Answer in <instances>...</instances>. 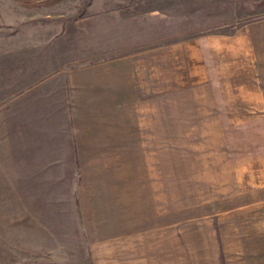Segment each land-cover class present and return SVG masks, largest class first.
<instances>
[{"label": "crops", "instance_id": "0c3cea01", "mask_svg": "<svg viewBox=\"0 0 264 264\" xmlns=\"http://www.w3.org/2000/svg\"><path fill=\"white\" fill-rule=\"evenodd\" d=\"M224 1L225 6L231 2ZM166 4L173 7L146 9L118 0H0V110L3 106L17 109L8 115L18 117L20 105L15 101L33 95L30 101L45 102L44 108L51 111L47 116L92 117L93 140L102 144H82L77 136L71 139L75 144L66 148L74 151L71 157L77 164L126 166L120 181L128 182L147 177L133 173L134 164H164V156L146 154L148 149L165 147L164 103L171 97L173 133H188L194 138L174 142L186 152L183 158L173 156V179L179 184L224 182L222 195H212L219 198L210 208L214 207L211 216L262 208L264 1L257 4L258 16L248 20L246 10L226 7L225 15L219 16L223 23L218 26L226 31L187 34L180 33L179 22H206L187 24L184 29L209 27L207 22L213 19L210 10H199L195 0L182 1L180 8L176 5L181 2ZM150 100L156 104V129L162 140L157 136L155 141H134L132 108ZM123 116L129 137L117 144V118ZM4 131L10 132L6 125ZM206 133L216 134L215 146L203 139ZM228 134L237 135L231 139ZM241 134L244 141L239 140ZM122 146L140 149L145 156L142 160L118 157L117 149ZM85 147L106 148L114 156L108 160L86 158L78 151ZM212 147L217 157L208 169L201 150ZM3 151L0 157L14 156L9 142ZM9 163L10 172L15 173L16 161ZM26 178L12 176L7 180ZM206 186L199 187L201 192L196 190L202 199L209 194L203 193ZM119 190V197L129 196L126 188ZM26 196L18 193L13 197L21 203ZM165 205L163 201L162 208ZM17 207L16 212L34 211L22 210L20 204ZM127 226L116 225L121 230L114 235L87 238L88 264H224L217 225L212 220L190 215L187 220ZM43 259V264H64L68 254L52 251Z\"/></svg>", "mask_w": 264, "mask_h": 264}, {"label": "rangeland", "instance_id": "374dc122", "mask_svg": "<svg viewBox=\"0 0 264 264\" xmlns=\"http://www.w3.org/2000/svg\"><path fill=\"white\" fill-rule=\"evenodd\" d=\"M118 1L138 3L146 9L168 8L170 10L173 6L166 3L181 2V5H176V8H180L182 1L187 0ZM195 1L199 10L202 11L203 8L210 10L213 19L207 22L210 23L209 27L193 30L183 27L187 24L189 26L205 25L206 22L183 20L179 22L181 23L179 31L182 34L226 31L228 29L218 28L223 23L219 16L225 15L226 7L237 6L242 11L246 10L244 17L248 20L258 16L257 4L260 3L261 6L264 0H230L234 4L229 2L228 6H225L224 0ZM30 96L33 95H25L21 97V100L15 101V104L20 105L18 117L8 115L17 109L8 110L2 105L3 108L0 110L1 115L5 113L8 115L7 117L0 115V151L4 155L3 149L7 142L14 150L13 159L0 157V177H6L5 180H0V196L4 194L9 196V198H0V210L4 209L0 211V264H43L45 263L43 255L52 251L68 254L64 264H88L87 238L114 235L117 230H121L115 228L116 225L123 226L122 228H127V224L149 226L156 222L173 219L187 220L190 215L204 217L216 223L224 264H264V207L252 211L230 212L218 217L211 216L214 215L212 212L214 207L210 208L219 198L217 196L214 199L212 195H222L221 192L224 189L220 190V186L223 183L224 187V182L211 180L179 184L173 179V156L183 158L186 152L184 149L180 150L174 142L194 138L188 133L181 135L173 133L174 111L171 97H166L164 103L165 147L163 150L162 148L148 149L146 154V156L154 157L164 156V164L162 166L134 164L133 173H143L147 176V180L140 176V180L124 182L120 181V177L125 175L126 172L122 168L126 166L107 163L77 164L71 157L74 151L71 152L66 148L70 143L75 144V141L72 142L71 139L77 136L82 144L97 146L102 144L99 139L93 140L96 133L94 134L92 117L71 119L68 116L59 115L54 118L47 116L51 111L44 108L45 102L40 104L37 101L32 100V102ZM132 113L134 129L131 138L134 141H155L157 136H159L158 140H162L156 129L155 101L138 103L137 106H133ZM117 120V144H122L121 142L129 137V134L125 132L128 126L124 123V116L118 117ZM4 121L10 132L4 131ZM140 127L143 131L138 129ZM194 135L196 134L192 136ZM202 135L203 139L211 141L215 146V141L218 140L216 134ZM232 135L237 134H228L229 138L232 139ZM244 135L247 137V134ZM242 137L243 134L239 136V140L244 141ZM215 150L213 147L201 150V155L204 153L207 158L208 169L211 167L212 158L217 157ZM78 151L83 157L89 156L98 160L114 156L112 150L106 148L85 147ZM195 151L198 153V150H193ZM69 152L70 154H67ZM142 152L140 149H125L122 146L117 149V156H133L134 159L138 157L142 160V155L145 156L141 154ZM10 160L16 161L17 165L13 167L15 173L10 172L12 168ZM29 160L35 163L29 164ZM85 160L87 159H81V161ZM12 176L27 178L15 182L7 180ZM126 183L127 186H125ZM202 185H208L203 193L207 191L209 194L204 199L200 194H196L198 193L196 190L201 192L199 187ZM120 188H126L129 196L123 194L119 197L118 192H122ZM18 193L27 195L22 197L21 203L14 201L16 198L13 196ZM163 201L166 204L165 208H162ZM18 204L22 210L34 211L16 212L19 208ZM129 215L132 216L128 218Z\"/></svg>", "mask_w": 264, "mask_h": 264}]
</instances>
